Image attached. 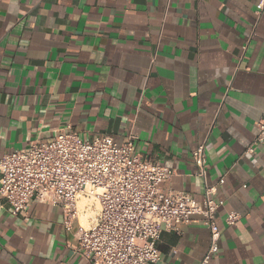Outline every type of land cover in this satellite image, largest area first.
<instances>
[{
	"label": "crops",
	"instance_id": "1",
	"mask_svg": "<svg viewBox=\"0 0 264 264\" xmlns=\"http://www.w3.org/2000/svg\"><path fill=\"white\" fill-rule=\"evenodd\" d=\"M258 0H0V156L71 125L81 137L131 133L175 174L161 183L203 198L215 186L218 252L210 264H264V10ZM205 143L206 178L191 151ZM223 177V182L218 183ZM240 213L224 222L228 211ZM74 223L0 197V264H90ZM209 232L194 215L163 230L158 264H198Z\"/></svg>",
	"mask_w": 264,
	"mask_h": 264
},
{
	"label": "built area",
	"instance_id": "2",
	"mask_svg": "<svg viewBox=\"0 0 264 264\" xmlns=\"http://www.w3.org/2000/svg\"><path fill=\"white\" fill-rule=\"evenodd\" d=\"M263 10L264 0H258L256 15ZM262 142L264 115L246 151ZM135 144L131 133L120 141L112 135L86 139L67 125L0 156V197L14 215L26 216L37 202L57 206L67 230L77 224L75 248L90 264H158L161 232L179 231L199 215L209 245L198 264H210L220 238L216 187L205 184L201 200L182 189H164L161 183L175 170L145 158ZM191 158L195 174L205 180V143L191 151ZM239 218L230 210L224 222L232 225Z\"/></svg>",
	"mask_w": 264,
	"mask_h": 264
}]
</instances>
